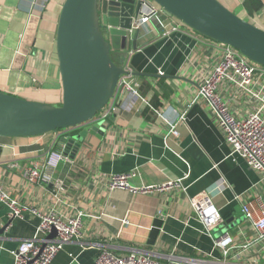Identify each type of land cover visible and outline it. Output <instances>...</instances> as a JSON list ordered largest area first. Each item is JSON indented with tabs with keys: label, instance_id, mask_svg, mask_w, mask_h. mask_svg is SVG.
<instances>
[{
	"label": "crops",
	"instance_id": "crops-1",
	"mask_svg": "<svg viewBox=\"0 0 264 264\" xmlns=\"http://www.w3.org/2000/svg\"><path fill=\"white\" fill-rule=\"evenodd\" d=\"M64 1L0 0V92L60 105L55 41ZM218 1L264 30V0ZM159 17L161 25L153 19L139 28L135 50L132 38L125 50L113 52L119 62L133 51L129 65L138 82V97L119 94L103 138L87 135L71 164L59 165L53 177L62 190L53 183L29 182L22 171L41 165L50 148L60 150L81 127L35 137H0V187L8 197L41 213L84 214L80 237L65 245L50 264H93L103 249L118 255L146 253L161 264H217L222 261L214 242L218 236L227 233L239 244L252 237L234 197L252 200L261 195L264 201V181L244 160L230 156L214 114L197 95L219 60V45L184 27L164 35L178 21L165 14ZM220 93L240 117L245 115L248 103L242 96L227 84H221ZM182 113L178 136L168 135L165 120L175 122ZM131 172L134 186L182 179L184 189L137 195L107 190L109 176ZM205 193L222 218L210 237L188 204L189 198ZM7 222V211L0 205V228ZM38 225L39 219L27 214L11 221L0 236V264H12L10 252L30 239Z\"/></svg>",
	"mask_w": 264,
	"mask_h": 264
},
{
	"label": "built area",
	"instance_id": "built-area-1",
	"mask_svg": "<svg viewBox=\"0 0 264 264\" xmlns=\"http://www.w3.org/2000/svg\"><path fill=\"white\" fill-rule=\"evenodd\" d=\"M142 15L132 24L130 32H134L156 19L162 24L160 15L163 10L150 1H145L141 10ZM183 26L180 22L173 25L168 33L178 31ZM190 30V29H188ZM192 31V30H191ZM220 49L218 62L211 72L206 75L198 89L197 95L205 99L216 118V124L222 132L225 142L230 149V156L244 160L247 166L261 174L264 181V67H261L242 56L237 50L217 43ZM133 51L123 56L122 68L115 91L107 105L97 114L96 120L105 122L118 108V95L129 93L138 97V82L129 65ZM221 84H227L248 103L243 117L231 108L229 102L220 93ZM196 101V98L192 103ZM155 114H161L155 111ZM184 113L169 125L168 135L177 137L176 126L184 121ZM65 144L60 150L50 148L41 165L23 169L22 176L36 184L53 183L57 190H62L59 181L54 179L55 170L60 164H71L69 157L63 155ZM16 167L15 164L11 165ZM135 172L121 175H111L107 178L108 191H125L131 195L166 192L171 189H181L182 179L169 180L156 186H134L131 179ZM184 189V188H182ZM246 196V195H244ZM244 196H235L240 203L243 219L252 232V237L245 243H237L231 236L224 233L214 241L219 249L222 261L217 264H264V201L261 195L245 200ZM194 218L202 226L204 233L211 232L222 224L219 211L212 205L210 197L205 193L188 199ZM0 205L7 211L8 220L20 219L27 214L39 219L35 234L30 239L22 240L17 248L10 252L12 264H50L57 253L74 239L80 237L82 217L77 213L65 216L54 210L46 213L36 208L21 206L15 199L8 197L0 187ZM99 218V216L93 217ZM55 230L56 236L47 240V236ZM42 236V237H41ZM190 264H210L209 261H191ZM93 264H161L146 253L131 252L118 255L109 249L101 250ZM216 264V263H211Z\"/></svg>",
	"mask_w": 264,
	"mask_h": 264
},
{
	"label": "water",
	"instance_id": "water-1",
	"mask_svg": "<svg viewBox=\"0 0 264 264\" xmlns=\"http://www.w3.org/2000/svg\"><path fill=\"white\" fill-rule=\"evenodd\" d=\"M146 0H65L58 19L56 55L61 103L53 106L0 92V137H35L81 127L65 140L63 155L73 160L87 135L101 140L108 124L97 114L114 94L124 73L113 52L132 49L140 30L130 32ZM188 29L237 50L264 67V30L245 21L218 0H147ZM64 139L62 138L61 141ZM12 220L0 228V236ZM52 230L47 240L55 238Z\"/></svg>",
	"mask_w": 264,
	"mask_h": 264
},
{
	"label": "trees",
	"instance_id": "trees-1",
	"mask_svg": "<svg viewBox=\"0 0 264 264\" xmlns=\"http://www.w3.org/2000/svg\"><path fill=\"white\" fill-rule=\"evenodd\" d=\"M57 131H60V130H57Z\"/></svg>",
	"mask_w": 264,
	"mask_h": 264
}]
</instances>
